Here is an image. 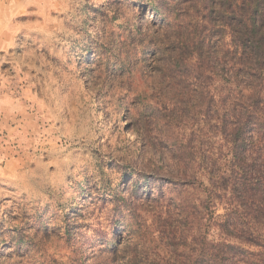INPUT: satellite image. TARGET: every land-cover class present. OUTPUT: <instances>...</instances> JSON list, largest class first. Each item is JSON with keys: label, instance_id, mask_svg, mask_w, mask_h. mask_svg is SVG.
<instances>
[{"label": "rangeland", "instance_id": "374dc122", "mask_svg": "<svg viewBox=\"0 0 264 264\" xmlns=\"http://www.w3.org/2000/svg\"><path fill=\"white\" fill-rule=\"evenodd\" d=\"M228 3L0 0V264L192 263L230 140Z\"/></svg>", "mask_w": 264, "mask_h": 264}, {"label": "trees", "instance_id": "16d2710c", "mask_svg": "<svg viewBox=\"0 0 264 264\" xmlns=\"http://www.w3.org/2000/svg\"><path fill=\"white\" fill-rule=\"evenodd\" d=\"M225 9L241 16L242 23L225 123L228 154L203 165L208 183L200 182L199 237L196 254L187 261L264 264V0H230ZM212 228L219 237L210 238Z\"/></svg>", "mask_w": 264, "mask_h": 264}]
</instances>
